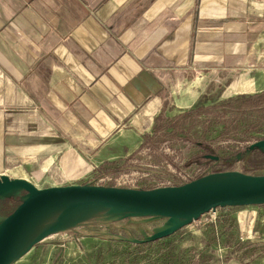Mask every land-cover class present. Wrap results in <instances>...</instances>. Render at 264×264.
Here are the masks:
<instances>
[{
    "label": "crops",
    "instance_id": "1",
    "mask_svg": "<svg viewBox=\"0 0 264 264\" xmlns=\"http://www.w3.org/2000/svg\"><path fill=\"white\" fill-rule=\"evenodd\" d=\"M254 68L264 0H0V170L129 154L204 76Z\"/></svg>",
    "mask_w": 264,
    "mask_h": 264
},
{
    "label": "rangeland",
    "instance_id": "2",
    "mask_svg": "<svg viewBox=\"0 0 264 264\" xmlns=\"http://www.w3.org/2000/svg\"><path fill=\"white\" fill-rule=\"evenodd\" d=\"M214 78L211 82L204 76V90L184 112L189 114L179 128L164 127L129 154L108 147L101 151L113 154L82 155L81 167H62L58 157L52 164L56 167H48L44 155L34 164L3 167L0 176L23 178L37 188L85 184L155 189L212 176L264 175V145H259L264 139V69H221ZM26 196L19 187L1 190L0 222ZM70 210L53 207L43 215ZM174 222L99 209L89 222L48 227L9 264H264V204L219 206L171 235L154 238Z\"/></svg>",
    "mask_w": 264,
    "mask_h": 264
},
{
    "label": "water",
    "instance_id": "3",
    "mask_svg": "<svg viewBox=\"0 0 264 264\" xmlns=\"http://www.w3.org/2000/svg\"><path fill=\"white\" fill-rule=\"evenodd\" d=\"M259 145H264V139ZM231 179H234L232 183L226 185L199 186L194 184L196 180L155 189L85 184L37 188L26 179L2 175L0 191L19 187L27 192V196L0 222V264L11 262L33 219L49 208L62 206L59 204L103 206L119 212L164 216L175 220L172 225L156 232L154 238L171 235L219 206L264 204V175H243Z\"/></svg>",
    "mask_w": 264,
    "mask_h": 264
},
{
    "label": "bare ground",
    "instance_id": "4",
    "mask_svg": "<svg viewBox=\"0 0 264 264\" xmlns=\"http://www.w3.org/2000/svg\"><path fill=\"white\" fill-rule=\"evenodd\" d=\"M231 178L234 177L221 178L219 176H212L197 181L194 184H197L199 186L226 185L232 183L234 179L232 180ZM59 205L62 206H57V207L59 208L65 207L66 209L70 208L71 210L61 213L58 212L55 213L54 215H48V214L43 215L44 213H46V211L48 210L50 211L51 209H53L52 207L42 212V214L39 213L40 215L37 217V220H35V222L33 221V224L29 225L30 227H28L26 232L23 234L17 246V249L15 250L14 256L25 252L34 241H36L40 236H42L43 231L46 230L48 227L57 226V228L63 229L68 227L69 226L68 224L70 223L81 224L82 222H89L94 217V212L96 210L109 209L108 207L94 206V205H72V204H59Z\"/></svg>",
    "mask_w": 264,
    "mask_h": 264
},
{
    "label": "trees",
    "instance_id": "5",
    "mask_svg": "<svg viewBox=\"0 0 264 264\" xmlns=\"http://www.w3.org/2000/svg\"><path fill=\"white\" fill-rule=\"evenodd\" d=\"M205 94L199 99V102L201 100H203L205 98ZM250 98V97H248ZM192 111V110H191ZM189 114V113H184V115H180L177 117L176 120L173 121V118H169V117H165L164 115V110L162 109L155 117H154V123H153V126H152V135H154L155 133L159 132L161 129H163L164 127H167L169 126L170 129H177L179 128V125L184 117H186V115ZM167 127V128H169ZM150 135V134H147V136Z\"/></svg>",
    "mask_w": 264,
    "mask_h": 264
}]
</instances>
